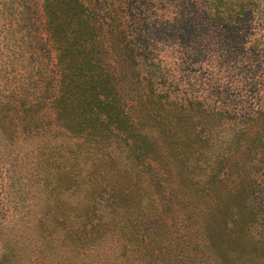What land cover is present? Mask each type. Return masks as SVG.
I'll return each mask as SVG.
<instances>
[{"label": "trees", "instance_id": "16d2710c", "mask_svg": "<svg viewBox=\"0 0 264 264\" xmlns=\"http://www.w3.org/2000/svg\"><path fill=\"white\" fill-rule=\"evenodd\" d=\"M13 29L39 86L0 102L14 130L122 143L156 183L179 168L190 242L264 264L262 0H15L0 6Z\"/></svg>", "mask_w": 264, "mask_h": 264}, {"label": "rangeland", "instance_id": "374dc122", "mask_svg": "<svg viewBox=\"0 0 264 264\" xmlns=\"http://www.w3.org/2000/svg\"><path fill=\"white\" fill-rule=\"evenodd\" d=\"M14 1L0 0V6ZM20 40L18 29L0 34L2 103L13 95L37 96L39 86L24 72L27 61L12 51H20ZM9 119L0 116L4 264H222V258L207 260L203 247L188 239L189 195L179 168L156 183L122 143L94 145L60 128L25 134ZM36 120L50 122L48 116Z\"/></svg>", "mask_w": 264, "mask_h": 264}]
</instances>
